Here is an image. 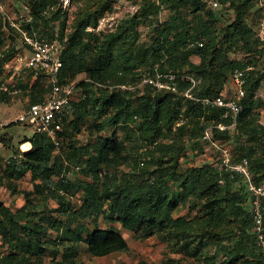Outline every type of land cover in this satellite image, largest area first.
<instances>
[{"label": "trees", "instance_id": "trees-1", "mask_svg": "<svg viewBox=\"0 0 264 264\" xmlns=\"http://www.w3.org/2000/svg\"><path fill=\"white\" fill-rule=\"evenodd\" d=\"M25 1L24 9L32 14L33 20L30 23L25 21L24 27L31 33L58 37L64 42L59 82H75L76 88H82L77 104L84 114L96 115L100 120L97 123L99 132L110 125L126 126V138L133 142L134 149L136 144L144 146V152L143 156L126 153L125 141L115 132L111 136L98 135L88 151L84 167L75 170L79 164L72 162L80 153L79 147L69 149V160L64 164L54 155L56 144L47 135L36 133L26 139L31 140L32 147L23 152L22 159L7 162L8 168L20 175L30 172L34 192L54 198L59 203L56 210L65 218L60 213L55 214L54 210H38L31 205L30 192H26L25 205L17 210L0 200V264H45V257L50 252L55 255L62 252L61 259H55L57 264H79L83 242L89 253L96 257L129 250V242L121 230L115 225L101 227L100 216L146 237L168 228V237L176 240V244L182 241L180 248L187 249L197 241L198 235L189 234L186 220L173 217L172 211L180 204H187L193 195L205 198L217 224L229 216L240 223L239 236L233 246L224 238L220 241L213 239L225 258L211 264H238L250 256L254 257L248 259L250 264H264L253 229V211L246 205L251 203L252 195L247 191L243 193L244 188H248L245 175L225 166L221 158V165L207 163L178 173L180 156L188 146L186 140L163 141L167 132L185 119L177 125L176 131L179 135L188 132L187 139L193 147L202 148L205 141H218L221 145L233 143L231 164L247 158L251 180L255 183L264 181V124L259 121L257 111L264 103L255 98L264 72L249 68L253 64L250 56L258 50L260 37L255 36L246 21V13L255 6L254 0H217L221 6L234 10L232 21L223 26V36L229 41L227 48L237 51L236 58H230L228 49L219 46L220 36L214 31L219 27L221 15L214 9L217 7L211 5L213 9L208 8L207 0H159L176 12L189 9L195 14L194 18L204 12L208 19L202 23L199 32L184 15L181 21L160 23L155 27L149 45L139 42V16L157 14L161 8L157 0H143L139 13L104 34L87 29L98 26L104 4L78 18L69 29L64 0ZM55 20L60 21L58 33L44 32V27ZM9 26L10 35H19L23 43L21 32ZM5 33L6 26L0 19V45ZM192 40L196 43L191 44ZM13 49L8 46L0 53L2 66L14 56ZM193 55L201 58L200 63L192 61ZM236 68L245 69V96L241 100L243 108L236 124L231 126L232 118L224 116V109L206 104L203 99L226 90L229 75ZM158 72L176 74V89L167 86L171 84L168 78L163 79L166 85L163 87L154 83L142 84L145 74L156 78ZM81 74L85 75L84 78L77 79ZM189 75L198 79L194 86ZM43 80L38 77L32 85H25L29 103L42 100L48 93L50 86L43 84ZM95 81L110 82L114 86L98 87ZM188 91L192 97L187 95ZM14 95L0 89V102H9ZM85 115L71 121L75 132L81 130L80 122ZM14 124L11 122L5 126ZM220 124L226 127L221 129ZM207 131L212 141L204 138ZM125 160L133 163V170L121 176L110 171ZM137 169L143 173H138ZM71 171H80L85 178L92 177L93 180L73 179ZM137 174L140 181L135 178ZM240 177L245 179L243 185ZM79 191L85 196L80 206L74 207L69 197ZM88 218L94 228L86 224ZM170 227L176 230L170 231ZM53 232H57V237H52ZM3 246H7V251H1ZM162 264L174 263L168 260Z\"/></svg>", "mask_w": 264, "mask_h": 264}, {"label": "rangeland", "instance_id": "rangeland-1", "mask_svg": "<svg viewBox=\"0 0 264 264\" xmlns=\"http://www.w3.org/2000/svg\"><path fill=\"white\" fill-rule=\"evenodd\" d=\"M159 2V0H157ZM222 2L221 0H219ZM143 0H64V8L67 11L68 26L69 29L73 26L74 22L78 18L83 17L88 11H93L103 4V13L101 14L98 26H89L87 29L94 30L98 34H104L114 30L118 24L123 20L128 19L136 13H139L143 5ZM160 3V2H159ZM255 6L246 13V21L255 32L256 37H260V28L264 21V0H254ZM161 8L157 14L150 16H139L138 30L140 32L139 42L144 45H149L155 35V27L165 21H181L184 15L186 19L192 21L190 25L199 32L202 28V23L208 18L203 12L199 18H194L195 14L189 9H181L176 12L171 7L164 3H160ZM211 0H207V6L210 9ZM25 0H0V19L6 26V33L3 34V43L0 45V53H3L8 46L13 47L15 53H23L24 47L19 35L12 36L10 32V22L12 19L17 18L21 10H25ZM108 6V7H107ZM220 12L221 18L219 21V27H216L214 31L218 34L219 46L227 48L229 41L224 37V24H228L232 21L234 10L232 7L221 6L219 4L217 8H214ZM260 9V10H259ZM59 20L51 21L44 28V32L57 34L59 31ZM222 27V28H221ZM221 28V29H220ZM199 39V37H198ZM196 39L195 41H197ZM192 40V43H196ZM199 41V40H198ZM202 41V40H200ZM264 42L260 38L258 50L251 54V60L253 64L249 68L255 67L257 70L264 72ZM228 49V55L230 58L237 57V51L235 49ZM241 57V55H238ZM192 61L200 63L201 58L197 55L192 56ZM4 67L0 64V74L3 73ZM84 74L79 75V78H84ZM8 78V76H6ZM33 78L31 75L27 76V86L31 84ZM47 80H43V84H46ZM47 85V84H46ZM23 85V91L12 97L9 102H0V122H15L14 125L9 127L4 126L0 131V200L4 201L5 205L13 210H17L26 203V192H30L31 205H35L38 210L50 209L54 210L55 214H59L56 209L59 207V203L54 198H46L45 196H39L34 192V180L32 174L27 172L24 175L13 173L7 165L6 159L11 157L18 151L22 142L27 141L31 135L32 130L28 125L21 124L15 121L16 117L21 114L29 105L30 97L27 94L26 86ZM226 94L232 95L236 91L235 83L232 79V75H229L227 86L225 87ZM49 91V90H48ZM82 88H76L73 90V103L70 104L64 111V118L62 120V145L61 148L56 149L54 155L59 157L62 163L66 164L69 159L67 153L70 152V148L76 146L80 148V153L76 154L73 164H79L82 167L85 165V161L88 157V151L92 144L95 142L98 135L111 136L114 132L118 138L125 141L126 153H135V155L143 156L144 146L140 144L135 145L133 148V142L127 137L128 128L126 126H114L110 125L104 130L99 132L97 130V123L100 120L97 119L96 115L84 114L83 109L77 104L80 98ZM255 98H260L261 102L264 103V79L261 81L260 87L255 92ZM259 112V121L264 124V104L259 105L257 108ZM85 115L80 122L81 130L75 132L73 127L70 125L71 121L78 118L79 116ZM185 120V119H183ZM177 122L172 131L167 132V137L163 141L170 142L172 139H185L187 148L180 156V165L177 169L178 173L186 172V170L193 167H201L204 164L210 163L215 165H221L220 152L218 148L213 146L212 143L204 142L202 148L193 147L190 141L187 139L189 136L188 132L185 135H179L176 131L178 124L182 121ZM17 123V124H16ZM233 144V143H232ZM231 144V149L234 150L235 144ZM84 147H87L84 150ZM87 151V152H86ZM133 155V154H132ZM85 159V160H84ZM132 168V169H131ZM149 168V167H148ZM153 168V167H151ZM130 170H133V163L130 160H125L120 165H115L111 168V172L116 175H123ZM142 174L143 170H136ZM80 171L70 173L73 179H88L93 180L92 177L85 178ZM140 181L139 174L135 177ZM241 178V177H240ZM241 184L244 183V178H241ZM40 181V180H39ZM176 187V184H175ZM248 190L244 188V192ZM84 192L79 191L75 195L70 196L69 199L74 207H79L84 199ZM247 207L252 209L251 203L246 204ZM61 217L65 218V215L61 214ZM173 217H182L186 220L187 230L189 234L198 235L197 241L191 243L187 249L180 248L182 241L176 244V240L168 237V228L165 230L156 231L152 236L146 237L142 233H135L123 227V225L117 221L110 222L106 221L103 216L99 217V225L107 228L110 225L117 226L125 238L129 242V250L117 251L105 256H92L87 250V244L81 243L80 251L78 256L79 264H162L163 261L171 260L174 264H211L217 260L225 258L223 251L216 247L213 239H219L220 241L224 238L226 243H230L231 246L235 244L239 236L240 223L238 220L233 219L231 216L227 217L222 223H216L215 219L212 218V212L207 207L205 198L198 195H193L187 201V204H180L175 210L172 211ZM86 224L90 228H94L91 219L86 220ZM182 227H179L181 229ZM178 229V228H177ZM176 228H171L170 231H174ZM172 233V232H170ZM52 237H57V232H53ZM53 250V249H50ZM1 251H7V246H3ZM61 253L55 255L50 252L45 257V264H57L55 259H61ZM254 257L250 256L247 259L242 260L238 264H250L248 259L252 260Z\"/></svg>", "mask_w": 264, "mask_h": 264}, {"label": "built area", "instance_id": "built-area-1", "mask_svg": "<svg viewBox=\"0 0 264 264\" xmlns=\"http://www.w3.org/2000/svg\"><path fill=\"white\" fill-rule=\"evenodd\" d=\"M211 4L217 7L219 2L217 0H211ZM32 20V14L26 10H21L18 17L12 19L10 22L13 27L21 32L24 52L22 54L15 53L10 60L3 64V73L0 74V89L11 94H19L23 91L21 83L22 81H27L28 75H31L33 82L38 77H43L47 80L50 89L45 97L40 101L29 103L28 107L16 117L15 121L28 125L32 130V135L36 133L47 135L55 142L56 149H59L62 141L60 135L62 131V115L73 100V90L76 85L75 82L69 84H62L59 82V77L63 68V51L65 48L62 39L58 37L49 38L34 32L31 33L24 27L23 23H25V21L30 23ZM259 34L260 38L264 40V21L262 22ZM6 76H8V78ZM164 78H168L171 81V84L167 86L176 89V74L174 73L164 74L158 72L156 78L145 74L142 84L154 83L159 87H163L166 86L163 81ZM188 78L191 80L193 86L198 82V79L191 75H189ZM232 79L236 86L234 94L228 96L226 90H223L216 96L204 98L203 102L224 109V116H230L233 121L231 126H234L237 121V116L243 108L241 100L245 96V69L236 68L232 74ZM109 83L110 82L95 81V85L98 87L114 86V84ZM118 86L126 88L125 85ZM187 95L192 97L189 91ZM8 124L9 122H0V131ZM219 127L224 129L226 126L220 124ZM204 138L211 140L209 131L206 132ZM24 143H30V148L32 147L31 140L22 142L19 151L14 153L12 158L9 157L6 159V162H10L11 159L20 160L23 158V152L30 149L23 148ZM211 143L218 148L220 158L225 166L243 173L247 178V189L252 195L251 205L254 216L253 229L256 233L257 245L264 259V181L255 183L251 180L249 161L247 158H244L238 164H231L232 150L230 144L221 145L218 141H212ZM74 169L80 170L81 165H76Z\"/></svg>", "mask_w": 264, "mask_h": 264}, {"label": "bare ground", "instance_id": "bare-ground-1", "mask_svg": "<svg viewBox=\"0 0 264 264\" xmlns=\"http://www.w3.org/2000/svg\"><path fill=\"white\" fill-rule=\"evenodd\" d=\"M30 146H31L30 143H24V144H23V148H25V149H29Z\"/></svg>", "mask_w": 264, "mask_h": 264}, {"label": "crops", "instance_id": "crops-1", "mask_svg": "<svg viewBox=\"0 0 264 264\" xmlns=\"http://www.w3.org/2000/svg\"><path fill=\"white\" fill-rule=\"evenodd\" d=\"M27 82H28V81H22V83H21V87L23 88V85H26ZM32 83H33V81L31 82V84H29V86L32 85Z\"/></svg>", "mask_w": 264, "mask_h": 264}]
</instances>
